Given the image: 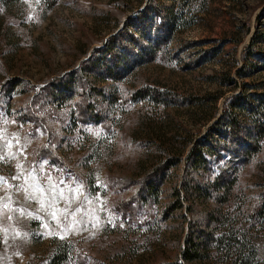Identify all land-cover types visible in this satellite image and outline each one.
<instances>
[{
	"label": "rangeland",
	"instance_id": "1",
	"mask_svg": "<svg viewBox=\"0 0 264 264\" xmlns=\"http://www.w3.org/2000/svg\"><path fill=\"white\" fill-rule=\"evenodd\" d=\"M208 94L219 96L194 104ZM260 94L264 0H0V264H50L59 250L62 264L181 261L197 226L236 233L264 264V219L251 217L264 119L259 136L233 110L240 144L231 152L218 133L205 167L186 162L187 140ZM166 159L156 197H134ZM184 180L217 182L224 202L189 196ZM175 192L180 209L164 212Z\"/></svg>",
	"mask_w": 264,
	"mask_h": 264
},
{
	"label": "trees",
	"instance_id": "2",
	"mask_svg": "<svg viewBox=\"0 0 264 264\" xmlns=\"http://www.w3.org/2000/svg\"><path fill=\"white\" fill-rule=\"evenodd\" d=\"M254 40L255 37H251L250 43L254 44ZM237 73L240 72L238 71ZM239 76H241V74H239ZM233 83L234 85L236 84V82ZM218 96L219 95L217 94H208L207 96L195 99L193 102L194 104H202L207 100L214 102L215 100H217ZM255 96L257 97L255 99L249 98V95H242L241 97H237L235 101L232 102L230 111L224 113L225 118L223 117V119H221L218 123V128L221 129L220 131L219 129L215 130L212 134L206 135L202 140H187V145H190V149L186 158V162L189 164L190 168L200 169L205 167V165L207 164L206 155L212 156L216 154L211 139L214 138V136L218 133L220 137H217L215 142L226 140L229 143L228 146L231 152L237 147V144H240V141L238 139V122L233 110L242 111L244 113L247 112L251 122L255 125L256 131L259 132V136L263 134L262 119H264V94ZM250 97H252V95ZM184 100V102L187 104L192 102V99H189L188 97ZM251 100L258 102V106L255 105V109H252L253 112L248 113L249 105H254ZM255 150L256 148L252 151ZM246 152L247 153H244L246 156H249L251 153H253H250V151ZM176 155L178 158L179 154ZM174 161L175 160L172 161L171 159H166L164 160V162L154 163L155 165L150 169L151 179L148 177L149 180L146 181L148 183L145 184L144 192L140 190L141 188H137L134 197H140L143 193V196H141L142 201H146L147 198L154 199L159 189L158 184L154 185L153 181L157 180V178L158 180H162L166 175L167 168H169L170 165L172 166L174 164ZM216 183L217 182H214L212 184L207 183L203 186V188L194 186V184L190 185L186 180H184L182 184L183 189H185V192H187L189 196H196V198L202 197L203 199L206 198L205 200L208 201L209 199L214 197L213 199L216 200L214 202L221 205L225 200V196L224 194L220 193L221 187L217 186ZM210 188H213L216 193H212ZM138 190H140V192H138ZM137 193H139V195ZM261 200V204L257 206L253 216L251 217L264 219V193ZM180 207L181 204L179 200V194L178 192H175L173 201L164 209V212L178 210L180 209ZM220 209V207L210 209L207 213L209 216V220L215 222L217 226L220 225V223L223 224V221L219 217ZM189 211L191 212L192 209L189 208ZM215 229L216 227H212L209 231H205L208 230V228H203L201 226H197L196 229H190V232L187 235L183 249L181 251V261L173 260L157 264H251L253 252L246 247V241L240 240L236 236H232L236 235V233L230 232L229 230H227V228H225L226 230H222L223 233L221 235L212 238V232ZM208 242L211 244V246ZM211 249L213 250V253L212 251H210ZM245 250L246 252L244 253ZM64 258L65 255L63 250H59L55 255H53L50 264H62V262L65 263Z\"/></svg>",
	"mask_w": 264,
	"mask_h": 264
},
{
	"label": "snow or ice",
	"instance_id": "3",
	"mask_svg": "<svg viewBox=\"0 0 264 264\" xmlns=\"http://www.w3.org/2000/svg\"><path fill=\"white\" fill-rule=\"evenodd\" d=\"M2 159H3V157L0 156V160H2ZM3 183H5L4 178L3 177H0V184H3Z\"/></svg>",
	"mask_w": 264,
	"mask_h": 264
}]
</instances>
